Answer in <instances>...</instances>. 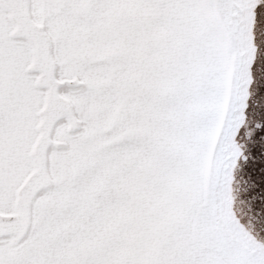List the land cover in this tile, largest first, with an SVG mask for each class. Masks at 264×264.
<instances>
[{
	"label": "snow or ice",
	"instance_id": "obj_1",
	"mask_svg": "<svg viewBox=\"0 0 264 264\" xmlns=\"http://www.w3.org/2000/svg\"><path fill=\"white\" fill-rule=\"evenodd\" d=\"M0 264H264V0H0Z\"/></svg>",
	"mask_w": 264,
	"mask_h": 264
}]
</instances>
